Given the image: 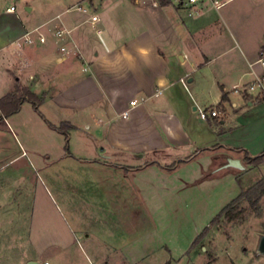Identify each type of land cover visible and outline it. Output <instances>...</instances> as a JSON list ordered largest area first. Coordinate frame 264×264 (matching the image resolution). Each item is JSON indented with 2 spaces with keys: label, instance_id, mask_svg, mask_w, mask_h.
<instances>
[{
  "label": "crops",
  "instance_id": "1",
  "mask_svg": "<svg viewBox=\"0 0 264 264\" xmlns=\"http://www.w3.org/2000/svg\"><path fill=\"white\" fill-rule=\"evenodd\" d=\"M225 1L221 9L207 4L189 15L159 0H76L57 3V13L34 25L16 8L0 9V98L19 83L43 99L37 107L24 102L0 123V133L16 137L22 151L0 168L19 157L35 163L54 196L86 211L122 195L125 180L136 192L156 170L182 178L200 160L211 161L212 173L238 177L243 154L264 151V113L256 127L239 121L264 100L235 92L264 75V0ZM27 32L31 44L23 42ZM202 107H218L221 115L203 119ZM63 122L75 127L67 138L52 126ZM10 175L0 177V198L15 195ZM78 229L87 254L106 260L96 232ZM77 232L55 233L46 243L67 249Z\"/></svg>",
  "mask_w": 264,
  "mask_h": 264
},
{
  "label": "rangeland",
  "instance_id": "2",
  "mask_svg": "<svg viewBox=\"0 0 264 264\" xmlns=\"http://www.w3.org/2000/svg\"><path fill=\"white\" fill-rule=\"evenodd\" d=\"M75 1L0 0V9L14 6L34 25L57 13V3L71 5ZM241 94L254 100L264 97V92ZM262 110L264 107H257L239 121L256 127ZM238 137L237 132L234 138ZM21 152L16 137L0 133V166L5 158ZM244 155L245 167L236 168L238 177L228 172L212 173L211 161L200 160L190 166L191 170L184 168L186 177L182 178L168 179L156 170L149 179H140L141 190L136 192H131V180H125V192L105 197L98 211H86L83 204L69 207L54 196L42 170L19 157L0 168V177L13 175L16 186L15 195L10 197L16 199L15 204H10L9 197L0 198V264H27L30 260L56 264L57 259L60 264H264V254L258 250L264 235V196L256 206L242 199L234 207L237 218L229 221L221 216L211 224L243 189L264 178V164H250ZM20 184L26 187L18 188ZM80 227L87 229L85 234L96 232L94 244L106 260L99 263L90 251L87 254ZM206 227L208 234L194 245ZM71 232H77L76 239L67 249L46 243L55 233L70 237Z\"/></svg>",
  "mask_w": 264,
  "mask_h": 264
},
{
  "label": "trees",
  "instance_id": "3",
  "mask_svg": "<svg viewBox=\"0 0 264 264\" xmlns=\"http://www.w3.org/2000/svg\"><path fill=\"white\" fill-rule=\"evenodd\" d=\"M162 5L170 4V0H159ZM42 97L38 96L36 93L32 92L28 87L23 86L19 83L16 84L15 89L0 98V123H3L6 118L15 114L19 111L21 105L24 102H31L35 107L41 104ZM228 100V95L226 93L223 94V101ZM264 97L259 99V101H263ZM54 128H57L63 134H65L66 138L68 137V132L75 127L68 122H63L59 126L52 125ZM244 159L250 164H261L264 162V151L257 156L252 157L248 152L244 153ZM257 195L255 200L252 199L253 195ZM264 196V178L260 179L257 183L248 187L247 189H243L240 195L232 201L228 206H226L218 216H216L212 225L216 224L221 216H225L229 221L237 218V215L234 211L235 205L240 202L242 199H248L252 202L253 206H256L258 200ZM209 232V227H206L203 232L196 238L194 241V245L202 238H204ZM169 264V263H167Z\"/></svg>",
  "mask_w": 264,
  "mask_h": 264
},
{
  "label": "built area",
  "instance_id": "4",
  "mask_svg": "<svg viewBox=\"0 0 264 264\" xmlns=\"http://www.w3.org/2000/svg\"><path fill=\"white\" fill-rule=\"evenodd\" d=\"M170 3L177 6L180 9L187 11L189 15H194L200 11L202 6H205L207 4L215 9H221L226 4V1L225 0H170ZM81 9L86 11V9L84 8H81ZM8 10L14 11L15 7L11 6ZM91 20L93 22H98L100 19L98 15L95 14L91 17ZM57 34L61 35L62 32L59 31ZM39 39L41 42H46V37L41 33L39 34ZM23 42L29 43V44L34 42V38L30 32H27L23 36ZM62 50L65 51L66 48L62 47ZM259 61L264 66V52L263 51L261 52V57ZM255 88H258L257 94L264 92V75L259 77V79H257V81L254 84L242 86V87H236L235 92L239 94L253 93V90ZM131 104L135 105L136 101L135 100L131 101ZM198 112H199L200 117L203 119H208L209 117H213V118L220 117L221 115V111L217 109L216 107L214 108L202 107L198 109ZM123 115L127 116L128 111H125ZM45 264H49V262H46Z\"/></svg>",
  "mask_w": 264,
  "mask_h": 264
},
{
  "label": "water",
  "instance_id": "5",
  "mask_svg": "<svg viewBox=\"0 0 264 264\" xmlns=\"http://www.w3.org/2000/svg\"><path fill=\"white\" fill-rule=\"evenodd\" d=\"M258 250H259L260 253L264 254V235L260 239L259 249ZM27 264H39V263L37 261H35V260H30V261H28Z\"/></svg>",
  "mask_w": 264,
  "mask_h": 264
}]
</instances>
